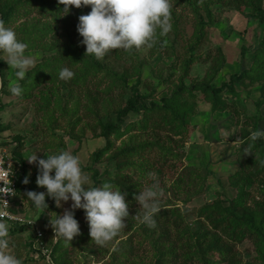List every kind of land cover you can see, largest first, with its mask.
Wrapping results in <instances>:
<instances>
[{"label":"rangeland","instance_id":"1","mask_svg":"<svg viewBox=\"0 0 264 264\" xmlns=\"http://www.w3.org/2000/svg\"><path fill=\"white\" fill-rule=\"evenodd\" d=\"M50 1L52 0H0L1 11L5 13L10 9L12 12L4 25L16 33L18 40L27 43L25 54L35 58L34 66L26 73L36 69L24 88L28 92L24 95L28 96L12 97L9 89L12 84H20V80H17L15 70L3 61L5 57L0 53V72L3 73L0 76V85L3 83L0 99V147L21 166L30 167L27 174L30 177L37 172L33 171L37 170V165L35 162H27L29 154L36 153L40 159L59 151H68L81 160L83 169H86L83 172L90 178V186H99L96 182L122 181L136 193V197L145 187L155 182L159 189L157 199L160 210L169 211L176 207L183 216V221H176L177 224L193 229H208V226L198 223L202 222L197 221L198 209L217 200L225 206L235 196V188L230 186L228 177L240 170V161L248 151L244 133L254 131L255 125L257 129H264V107L256 109L254 105L255 101L263 97L262 83L245 86L246 80L234 81L232 86L237 96L227 86H223L228 84L232 75L250 67L253 50L263 34L264 23L245 17L240 11L227 6L212 5V24L205 27V36L200 39L199 46L191 51L194 61L184 65L187 61L184 45L188 37L183 38L191 34L195 18L190 7L183 10V5H176L174 8L172 4L175 2L169 0L170 8L175 10V17L181 18L177 29L183 33L178 34L175 48L167 40L172 35H166L162 40L155 37L150 47L109 50L102 59H96L91 54H85V46L80 43L82 37L76 32L77 23L74 15H71V6L67 14L59 12L58 18H52L49 8L47 11L38 9L39 3L48 4ZM262 9L264 10V0ZM243 10L244 14L251 12ZM157 41L159 43L155 44ZM63 43L69 44L68 47H79V53L91 55L90 62L98 64L96 67L99 72L85 70L87 77L85 81L82 80L80 87L75 88L77 84L73 80L80 66L59 65L60 60L57 58H64L59 53V47ZM54 50V63H49V58L46 57L54 55ZM115 53H119L122 58L117 59ZM64 67L74 73L72 78H59V70ZM36 72H44L53 82H42L28 91ZM180 77L188 90L192 86H207L219 96L221 102H225L227 108L212 111L210 100L204 99L201 91L191 90L192 95H189L185 89L181 94V101L192 107L186 116L184 134L174 136L168 131L169 126L160 131L157 128L162 123L163 112L160 111L156 112L157 116L143 130L134 128L133 125L139 123L141 114L132 112L122 123L123 135L120 139L111 138L112 149L100 157L98 151L106 149L108 141L95 138L94 134L101 131V126L107 123L108 118L114 119L115 112L135 95L141 96L147 107L153 104L160 106L163 99L169 98V95L178 90ZM47 95H52L58 103L49 102L46 105ZM44 104L45 112H40L38 109L44 107ZM129 127H133L132 130ZM167 138L174 145L166 142ZM262 140L264 142V137ZM162 142H166L165 147L170 148L165 163L159 159L162 156ZM137 144L146 145L150 149L140 150L139 156L142 159L135 157V163L141 160V163L146 161L152 166H144L140 173V170L135 169L138 165L134 164L135 167L126 171L123 178H116L117 162L114 159L120 154L119 149L124 145L131 147ZM260 151L264 158V144ZM93 170L97 171L95 178ZM150 173L155 174L154 181ZM139 176L140 182H135V178ZM37 188V193L46 192L43 187ZM246 190L253 199L264 202V187L253 185L247 186ZM21 195L23 196L22 193L16 194L9 211L24 220L33 219V226L42 231V241L48 249L47 244L54 237L50 223L55 216H61L66 209H70L71 201L61 202L60 207L54 205L52 210L44 211L30 206L27 198ZM135 197L128 211V215L132 216L131 228L125 226L104 246L97 245L92 240L89 246L72 247L69 241L67 246L64 244L63 248L57 249L52 255V261L61 264L57 258L58 254L63 256L64 252L67 254V264H198L200 261L197 258L184 257L182 249L176 250L170 257H152L156 251L154 243L159 241V235L149 239L141 236L144 234V226L148 225L138 219L143 209ZM73 215L78 228L89 231L84 211L75 209ZM171 219L174 223L175 218L171 216ZM4 223L9 233V248L5 252L15 255L21 264H35L31 262L37 260L30 258L26 246L27 236H32L33 228L27 227L24 222L25 224L16 225L14 231H11L14 225ZM169 226L168 230L162 229L164 234L173 239L174 225ZM120 243H127V246ZM232 244L227 259L217 261L215 258L214 261L217 262L214 264H261L256 258L252 243L244 240L239 244ZM117 248H121L125 255L120 258L118 255L114 256ZM36 264L43 262L38 261Z\"/></svg>","mask_w":264,"mask_h":264},{"label":"trees","instance_id":"2","mask_svg":"<svg viewBox=\"0 0 264 264\" xmlns=\"http://www.w3.org/2000/svg\"><path fill=\"white\" fill-rule=\"evenodd\" d=\"M172 1L175 2V4H172V7L174 8L176 5L178 6L183 5L182 8L183 10L184 8L185 10H187L188 7H190L192 9V14L194 15L195 18L191 34L189 36H184L183 38L185 39L186 37H188L184 45L185 48L184 55H186L187 57V61H185L184 65L192 63L194 61V58L191 55V51H193L194 49L197 48V46H199L201 42L200 39L205 36V27L210 26L212 24L213 17L210 9L212 5L216 4V5L227 6L229 8L235 9L236 11H240V13L245 17H251L253 19H256L260 23H264V10L262 9L263 0H172ZM62 6H63L62 4L58 3V0H52L48 4L44 2L39 3L38 9L47 11L49 8L52 18H56V17L58 18L59 17L58 13L62 11L61 10ZM1 9L2 7L0 6V15H1L0 21H3V23L6 24L7 22L6 19L9 18L12 12L10 11V9H8V11L4 13L3 11H1ZM243 9H248L251 12L248 14H244ZM70 10L72 11L71 15H74L73 18L75 19V22L78 23V17L80 15H87L91 9L90 6L82 5L79 8L70 7ZM172 10L173 9L170 8V23L172 25L171 30L167 34L160 35L159 29H157L155 37L159 40H162L164 37H166V35L167 36L172 35V37L167 40L171 44V46L175 48L177 43L176 38L178 34L181 35L183 33L180 32L181 30L177 29V26L181 18L175 17V14L173 13L175 12V10L173 11ZM39 14L44 15V13H39ZM30 43L32 44V42ZM158 43L159 42L157 41L155 44ZM68 46L69 44H65V43L60 45L59 47L60 57L63 56L64 58H57V59L60 60V63L58 62L59 65L66 64V66H70V65L78 64L80 66L79 72L76 73L75 76H73L74 77L73 80L77 84L75 85L76 88V87H80L82 80L85 81L87 77L85 73L86 69L90 70L92 73L99 72L98 68L96 67L98 66V64L90 62V59L92 58L91 55L84 56L81 53H79L80 51L79 47H68ZM253 51H254L252 58L253 60L250 67L248 69L243 70L241 73L237 75H232L228 84L223 86L224 87L227 86L229 91L234 96H237V93L234 91V88L232 86V83L234 81L241 82L242 80H246L247 84L245 86H249L248 84L262 83L263 97L254 102V105L256 106L257 109L262 106L264 107V29H263L262 37L258 41V45ZM55 56L56 53L54 55L46 57V59L49 58L48 62L54 63ZM114 56L117 59L122 58V56L119 53L118 54L115 53ZM35 70L26 73L25 77L22 80H20L19 85L22 88V94L20 96L23 98H26V96H28V95L26 96L24 95V94H28V92L24 88L28 85L29 83L28 78L32 75V73ZM2 74L3 73L0 72V76ZM181 78L182 77L179 78L178 90L175 93L169 95V98L163 99L160 106H156L153 104L152 106L147 107L142 102V97L138 95H135L134 97L127 99L125 105H123L121 109H118L115 112L114 119L110 118L109 120L108 118L107 123L101 126V131L98 134H94L95 138L97 137L103 138L105 141H108V143H106V149L98 151L100 157L107 150L112 149L113 143L111 142V138L120 139V137L123 135L122 123L124 119L128 116V114L132 112L141 114L139 123H135L133 125L134 128L143 130L147 126L149 121H151L152 118L157 116L156 112L160 111L163 112L161 117L162 123H160L161 125L159 124L157 126V128L160 131L164 130L165 126H169L168 131L173 133L174 136H180V134H184L186 116L189 115L190 108L192 107V105L190 107V105H187L185 104V102L181 101V94L183 93V91H185V89L189 95L190 94L192 95L191 90L201 91L204 94V99L210 100L212 111H216V110L222 111L227 108L225 102H221L219 100V96L217 97V95L214 92H212L211 89L208 88L207 86H198V87L192 86L188 90L184 86V82L182 81ZM42 82H53V80L48 76L46 77L44 75V72H36V74H34V80L32 86L28 91L33 90L35 86L41 84ZM2 87H3V83L0 85V99H1ZM210 91L212 93L211 95H210ZM9 95L15 97L10 93V91H9ZM51 96L52 95H47L45 97L46 105H48L49 102H52L54 104L58 103V101ZM41 98L42 101L44 102L43 97ZM45 108L46 107L44 104V107H40L38 110L40 112H45ZM59 112L60 114L64 115L61 111ZM150 112H152L153 114H149ZM253 120L257 121L255 118H253ZM133 127H129V129L132 130ZM254 127H255L254 131L258 130L256 128L257 125H255ZM244 134H245L244 139L247 143L246 146L248 151L243 155V158L240 161V170L236 171L233 175L228 177L230 186L235 188V196L229 199L227 201V205L225 206L222 205L221 202H218L219 200H217L208 205H203L198 209L197 213L199 220L197 221H202L198 223L208 226V229H204V230L193 229L186 225L181 226L180 223L177 224L176 221L182 220L183 216L179 213V210L176 207L170 208L169 211L168 209L160 210L157 214L154 215L155 226L154 227L144 226L143 229L144 234L141 235L142 237L147 239L154 238L156 235L157 236L159 235V239H158L159 241L154 243V247L156 248V251L153 253L152 257L154 258L157 256L165 257V258L170 257L176 250L182 249L184 250L183 253L184 257L186 258L195 257L198 259V261H200L198 264H214L218 260L223 261L227 259V255H229L230 250H232L231 249V247L233 246L232 243L239 244L244 240H246L252 243L256 254V258L260 261L261 264H264V202L256 201L255 199L252 198L251 193L246 190L247 186L251 187L255 185L258 187H264V158L262 157L260 151L264 142L262 138H258L255 141L250 140L249 139L250 132L249 133L245 132ZM131 137H133V135ZM167 139L168 140L166 142L173 143V141L170 138ZM165 143L162 142V144L160 145L162 156H160L159 159L163 161V163L166 162L168 157L167 152L170 149L169 147H165L166 146ZM172 145H174V143ZM19 148H21V145L19 146ZM143 148L148 149L149 147L143 144H137L131 147L129 145H124L122 148L119 149L120 154L116 155V158L114 159V161L117 162L116 178H120V179L123 178L126 171L129 172L131 167H135L134 164L138 165V167H135V169L140 170V173L143 172L144 166L146 165L152 166L149 165L150 163H147L146 161H143L141 163V160L135 163L134 160L136 158L142 159V157L139 156L140 154L139 151L142 150ZM28 169H30V167H25L23 165L21 166V169L18 171L17 174V190H18L17 194L22 193L23 196L21 195V197H25V198H27L25 195L27 191L37 192V190H39V188H37L36 183H34L36 180V176L38 174V169L37 170L32 169L33 171H37L36 173L33 172L34 175L32 177L27 176ZM84 170L86 169H83L82 167V171ZM96 174L97 171L93 170V178H95ZM25 178H27L28 180L27 184L23 183ZM140 180H141L140 176L135 178V182H140ZM110 183H112L116 188H118L122 192V194L124 195L125 202L128 205V211H129L136 193H133L131 191L132 189L130 187H127L128 184L126 182L121 181L120 183H117V181L115 182L110 181ZM96 184L101 185L102 183L96 182ZM45 203L47 207L44 209V211L52 210L55 205L54 200L49 198L47 194L45 195ZM168 213L170 215H168ZM134 216H136V214ZM171 216L175 218L174 223L172 222L173 219H171ZM131 217L132 216L129 214L125 221L126 223L125 226L128 229L133 226L130 221ZM170 224L174 225L172 227L174 229L173 231L174 236H172L173 239H171L169 235L164 234V230H163L164 228L168 230ZM86 227H88V225H86ZM14 228H16V225H14L11 231H14ZM88 233L89 231H86V229H84L83 231L79 229L78 235H75L70 240L72 247H78L82 245L89 246L90 245L89 243H91L92 240L91 237L87 235ZM35 237L36 236L32 231V236L31 237L27 236L26 239V246L27 249L29 250L30 255L34 252L37 253L36 258L30 257L32 260H37V261L31 263L36 264L38 261H41L43 262V264H45L44 263L45 255L42 254L41 251L39 250L36 251L32 248ZM50 240L51 241L48 242L47 247H48V254L52 261V255L56 253L57 249L59 247L63 248L64 244L65 246H67L68 242L62 238L54 240L53 236L52 239ZM74 244L76 245L74 246ZM120 244L127 246V243L124 244L120 243ZM115 255H118L120 258L125 254L122 253L121 248H117L114 250V256ZM66 256L67 254L64 252H63V256L58 254V258H57L58 263L60 262L61 264H67L68 259ZM215 258H217L216 262L214 261ZM52 264L55 263L52 261Z\"/></svg>","mask_w":264,"mask_h":264},{"label":"clouds","instance_id":"3","mask_svg":"<svg viewBox=\"0 0 264 264\" xmlns=\"http://www.w3.org/2000/svg\"><path fill=\"white\" fill-rule=\"evenodd\" d=\"M58 3L63 5L64 15L68 13L69 6H90L87 15L78 17L76 32L82 37L80 43L85 46V54H91L96 59H102L109 50L150 47L157 29L160 35H164L172 27L169 0H58ZM27 48L28 45L18 40L16 33L0 21V53L5 57L3 61L15 70L18 81L35 64V58L25 54ZM58 75L60 79L67 80L74 73L64 67ZM9 91L14 96L22 94L19 83L12 84ZM262 137L264 129H258L250 133L249 139L255 141ZM26 160L29 164L36 163L38 174L35 183L46 190L39 193L27 191L25 195L30 206L44 210L47 207L46 194L54 200L56 207H60L61 202L71 201L70 209H66L61 216H55L50 223L55 239L62 238L69 242L78 235V223L73 215L75 209L84 211L89 236L97 245H106L125 228L128 205L124 195L110 182L90 186V178L82 171L78 156L68 151H59L38 159L36 153H31ZM3 164L4 161H0V176L7 177L9 172L12 175L11 164L7 168ZM149 175L154 181L155 174ZM27 182L25 178L23 183ZM9 185L10 182L3 183L0 195H10L13 190ZM158 195V185L153 182L135 197L143 209L138 219L150 227L155 226L154 215L160 210ZM0 201L7 205L4 200ZM8 235L6 224L0 221V264H21L15 255L5 252L9 248ZM45 264H52L47 254Z\"/></svg>","mask_w":264,"mask_h":264},{"label":"built area","instance_id":"4","mask_svg":"<svg viewBox=\"0 0 264 264\" xmlns=\"http://www.w3.org/2000/svg\"><path fill=\"white\" fill-rule=\"evenodd\" d=\"M0 161H4L3 167L7 168L9 164H11L12 167V175L11 172H9V175L7 177L0 176V187L3 186V183L8 184L10 182V187L13 190L10 195L9 194H3L0 195V199L4 200L7 205L3 203V201H0V220H4L6 223H10L13 225H21L25 224L29 228H33V232L35 234V240L33 243L32 248L34 250H39L42 252V254H48V249L45 248V243L42 241L43 234L42 231L36 227L33 226V219H22L18 217L15 214L10 213L9 209L11 207V204L13 202V199L16 197L17 194V174L18 171L21 169V164L14 159L5 149L0 147ZM3 182V183H2ZM25 222V223H24ZM33 226V227H32ZM55 240V238H54ZM31 258H36L37 253H32L30 255Z\"/></svg>","mask_w":264,"mask_h":264}]
</instances>
